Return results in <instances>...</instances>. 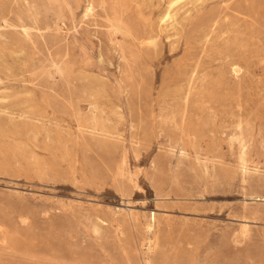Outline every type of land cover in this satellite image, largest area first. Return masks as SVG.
Returning a JSON list of instances; mask_svg holds the SVG:
<instances>
[{"label":"rangeland","instance_id":"obj_1","mask_svg":"<svg viewBox=\"0 0 264 264\" xmlns=\"http://www.w3.org/2000/svg\"><path fill=\"white\" fill-rule=\"evenodd\" d=\"M0 264H264V0H0Z\"/></svg>","mask_w":264,"mask_h":264},{"label":"bare ground","instance_id":"obj_2","mask_svg":"<svg viewBox=\"0 0 264 264\" xmlns=\"http://www.w3.org/2000/svg\"><path fill=\"white\" fill-rule=\"evenodd\" d=\"M172 12V11H171ZM233 67V66H232ZM232 69V68H231ZM244 148V147H243ZM240 162V161H239ZM242 163V162H240ZM245 172V171H244ZM152 220L154 221L155 220V217L152 218ZM241 226V225H240ZM149 227L151 228L152 227V223L149 225ZM236 234V233H235Z\"/></svg>","mask_w":264,"mask_h":264}]
</instances>
